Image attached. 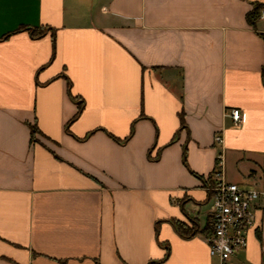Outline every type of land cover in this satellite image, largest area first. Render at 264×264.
Returning a JSON list of instances; mask_svg holds the SVG:
<instances>
[{
  "label": "crops",
  "instance_id": "obj_1",
  "mask_svg": "<svg viewBox=\"0 0 264 264\" xmlns=\"http://www.w3.org/2000/svg\"><path fill=\"white\" fill-rule=\"evenodd\" d=\"M256 3L0 0V264H218V153L264 191ZM232 264H264V210Z\"/></svg>",
  "mask_w": 264,
  "mask_h": 264
},
{
  "label": "built area",
  "instance_id": "obj_2",
  "mask_svg": "<svg viewBox=\"0 0 264 264\" xmlns=\"http://www.w3.org/2000/svg\"><path fill=\"white\" fill-rule=\"evenodd\" d=\"M264 19V11L261 14ZM228 116L233 124L242 123L239 109H232ZM215 143L222 144L221 134L215 135ZM224 154L218 153L214 171L205 186L210 202V223L212 235L206 237L210 254L218 264H232V257L247 247L248 233L256 225L257 213L264 207L258 201L264 191L257 186L247 187L228 181L224 173Z\"/></svg>",
  "mask_w": 264,
  "mask_h": 264
},
{
  "label": "trees",
  "instance_id": "obj_3",
  "mask_svg": "<svg viewBox=\"0 0 264 264\" xmlns=\"http://www.w3.org/2000/svg\"><path fill=\"white\" fill-rule=\"evenodd\" d=\"M261 11H262L261 5L256 3V4H254L253 10H251L247 14V17H246L247 18V22L249 23V25L253 29L257 28V23H258V21L260 19ZM43 30L44 29L36 30V32H34V35L41 36L43 34ZM261 36H262V38L264 40V34H262ZM262 81L264 82V68H262ZM263 85H264V83H263ZM31 131H32V140H34L35 134L39 132V129H38L37 126H31ZM174 225H175L176 229L185 237H190V236H192L193 234L196 233V229L190 228L187 225H185L184 223L175 221ZM211 226H212L211 223H209V226H207L206 230L204 231V235L206 237H210L212 235V227Z\"/></svg>",
  "mask_w": 264,
  "mask_h": 264
},
{
  "label": "rangeland",
  "instance_id": "obj_4",
  "mask_svg": "<svg viewBox=\"0 0 264 264\" xmlns=\"http://www.w3.org/2000/svg\"><path fill=\"white\" fill-rule=\"evenodd\" d=\"M37 133L35 134V137H36Z\"/></svg>",
  "mask_w": 264,
  "mask_h": 264
}]
</instances>
